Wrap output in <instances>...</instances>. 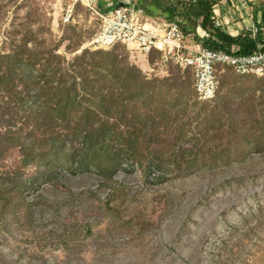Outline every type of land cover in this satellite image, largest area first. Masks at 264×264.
I'll return each instance as SVG.
<instances>
[{"label":"trees","instance_id":"obj_1","mask_svg":"<svg viewBox=\"0 0 264 264\" xmlns=\"http://www.w3.org/2000/svg\"><path fill=\"white\" fill-rule=\"evenodd\" d=\"M150 1L156 9L140 7L145 16L178 22L205 49L247 56L264 43L260 32L230 35L215 27L218 0ZM261 17L264 22V8ZM197 27L208 37L198 39ZM2 43L0 218H15L20 207L26 211L21 219H31L36 208L43 212L46 191L57 190L60 182L95 176L100 189L116 173L137 169L163 183L243 164L250 152L264 153V99L251 101L247 109L250 96L235 99L226 92L208 105L196 100L192 79H183L179 70L171 78L147 80L113 51L82 50L66 61L54 52L58 44L48 48L30 30L10 32ZM258 92L264 98V88ZM39 187L41 192L22 206ZM66 192L69 204L93 196L90 190ZM27 226V231L34 228ZM79 232L91 235V226L74 224L63 236Z\"/></svg>","mask_w":264,"mask_h":264},{"label":"rangeland","instance_id":"obj_2","mask_svg":"<svg viewBox=\"0 0 264 264\" xmlns=\"http://www.w3.org/2000/svg\"><path fill=\"white\" fill-rule=\"evenodd\" d=\"M61 1L0 0V48L6 47L2 41L10 32L30 30L48 48L58 44L54 52L66 61L82 50L93 52L85 43L96 23L77 7L75 22L62 25ZM132 1L143 10L155 8L150 0ZM258 3L263 9L264 0ZM98 9L107 10L101 3ZM100 51H113L147 80L171 78L179 70L156 66L153 57L142 69L138 55L122 46ZM218 72L216 98L226 92L235 99L250 96L247 109L251 101L264 99L258 92L264 77L238 76L227 68ZM179 75L192 79L186 71L179 70ZM249 154L243 164L163 183L152 182L137 169L116 173L100 189L95 176L87 182H60L57 190L46 191L49 203L43 212L36 208L31 219H21L26 211L20 207L17 220L9 214L0 218V264H264V153ZM41 189L30 191L22 206ZM67 190L76 195L90 190L93 196L69 204ZM64 202L68 204L59 210L57 203ZM82 223L91 226V235L63 236L64 228L69 232ZM25 225L34 228L27 231Z\"/></svg>","mask_w":264,"mask_h":264},{"label":"built area","instance_id":"obj_3","mask_svg":"<svg viewBox=\"0 0 264 264\" xmlns=\"http://www.w3.org/2000/svg\"><path fill=\"white\" fill-rule=\"evenodd\" d=\"M228 2L218 0L213 6L215 27L230 35L245 31L252 37L259 32L264 36L261 13L254 19L246 0H238L234 6H227ZM99 3L107 10L100 11ZM136 4L132 0H62L60 22L62 25L74 23L76 9L81 7L96 23L86 48L110 50L122 46L142 57L146 68L149 57L154 55V65L162 68L171 65L191 74L192 89L200 102L215 98L219 88L218 71L224 68L238 76L264 77V43H259L256 51L247 56L211 51L196 41L193 34L185 35L178 22L147 17ZM195 35L198 39L208 37L200 27L195 29Z\"/></svg>","mask_w":264,"mask_h":264},{"label":"crops","instance_id":"obj_4","mask_svg":"<svg viewBox=\"0 0 264 264\" xmlns=\"http://www.w3.org/2000/svg\"><path fill=\"white\" fill-rule=\"evenodd\" d=\"M249 7L252 9V14H253V18H257L258 15L261 13V11H263V9L259 6L258 0H246ZM234 6V5H238V0H229L227 6ZM261 8V9H260ZM235 31H237V29L235 28Z\"/></svg>","mask_w":264,"mask_h":264},{"label":"bare ground","instance_id":"obj_5","mask_svg":"<svg viewBox=\"0 0 264 264\" xmlns=\"http://www.w3.org/2000/svg\"><path fill=\"white\" fill-rule=\"evenodd\" d=\"M138 57H139L138 62L140 63V67L142 68V67H144L145 62L143 61L142 57H140V56H138Z\"/></svg>","mask_w":264,"mask_h":264}]
</instances>
